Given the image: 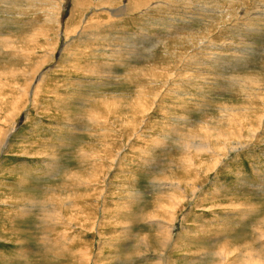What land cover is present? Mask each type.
<instances>
[{
    "label": "rangeland",
    "instance_id": "1",
    "mask_svg": "<svg viewBox=\"0 0 264 264\" xmlns=\"http://www.w3.org/2000/svg\"><path fill=\"white\" fill-rule=\"evenodd\" d=\"M262 231L264 0H0V264L258 262Z\"/></svg>",
    "mask_w": 264,
    "mask_h": 264
},
{
    "label": "bare ground",
    "instance_id": "2",
    "mask_svg": "<svg viewBox=\"0 0 264 264\" xmlns=\"http://www.w3.org/2000/svg\"><path fill=\"white\" fill-rule=\"evenodd\" d=\"M137 1V0H136ZM165 2V1H164ZM152 3V2H151ZM149 4V3H148ZM158 4V3H157ZM133 5H136V4H133ZM161 5V4H160ZM163 5V4H162ZM124 7V6H123ZM207 7V6H206ZM110 9V8H109ZM123 9V8H122ZM125 9V8H124ZM119 10V9H118ZM209 10V9H208ZM110 11H111V9H110ZM139 11V10H138ZM205 11V10H204ZM129 12V11H128ZM124 14H126V13H124ZM119 16V15H118ZM82 19V18H81ZM69 22V21H68ZM207 25V24H206ZM8 39V38H7ZM5 40V39H4ZM8 41V40H7ZM10 42V41H9ZM7 43V42H6ZM204 43V42H203ZM7 46V45H6ZM203 46V45H202ZM9 47V46H8ZM144 106V105H143ZM12 129V128H11ZM10 129V130H11ZM10 130H8V131H10ZM223 133V132H222ZM9 134L7 133V135H6V137L8 136ZM220 136L222 135V134H219ZM219 138V137H218ZM246 138V137H245ZM220 139V138H219ZM4 140H7L6 138L4 139ZM225 140V139H224ZM216 142H218V141H216ZM221 144V143H220ZM190 145V144H189ZM193 144H191V146H192ZM222 145V144H221ZM218 145V147H217V149L218 150H216V151H220V150H227L228 148H230V150L231 149H233L234 150V148H237V147H239V146H229V147H227L226 145ZM188 146V145H187ZM221 146V147H220ZM209 146L206 144V145H200V147H198V146H194V148H196V149H202V150H204V149H207ZM208 150V149H207ZM217 153H219V152H217ZM52 190H54V189H52ZM65 191H66V189H65ZM54 192H55V190H54ZM67 192V191H66ZM61 194H63V193H61ZM60 193H58V194H54V195H57V196H60L61 195ZM72 194H74V193H71V194H67L66 193V195L65 196H62L61 197V206L65 209V211H66V213L67 212H69L67 215V218H69V219H71V220H74L75 222H78V223H81V224H84L86 221H85V219H84V217L83 216H78V215H76V214H74L73 212H71V210L73 209V208H76V206H75V204L73 203L74 201V195H72ZM71 196H72V199H71ZM78 197H81L82 199H86V198H89L90 196L88 195V194H81V195H78ZM77 200V199H76ZM78 200H80V199H78ZM175 202V201H174ZM161 203V202H160ZM34 204V203H33ZM74 204V205H73ZM163 204V203H162ZM162 204H160V205H162ZM62 207H56V208H54L53 210H52V212H51V217H52V219L54 220V221H57V220H59V218H61V219H64V218H62V216H61V208ZM171 208V207H170ZM75 211V210H74ZM77 211V210H76ZM66 216V215H65ZM259 235V234H258ZM264 236V233H263V231L260 233V236H259V238H261V237H263ZM65 237V236H64ZM258 237V236H257ZM166 238V237H165ZM164 239V238H163ZM167 239V238H166ZM62 240V239H61ZM165 240V239H164ZM160 242V241H159ZM161 242H162V240H161ZM264 242V241H263ZM161 244V243H160ZM166 244V243H165ZM163 246V245H162ZM165 246V245H164ZM163 246V247H164ZM75 247H77V246H75ZM251 248V247H250ZM85 249V248H84ZM165 250V249H164ZM231 250V249H230ZM229 250V251H230ZM77 251L79 252V253H77ZM77 251H76V254H80V253H82L83 254V257H84V253H83V249H79V248H77ZM236 255H239L240 254V251L238 250V249H236ZM253 251H254V249H252V253H253ZM160 253V252H159ZM163 253V252H162ZM218 253V252H217ZM259 253V252H258ZM65 254V253H64ZM81 254V255H82ZM86 255H88L87 253H86ZM159 255V254H158ZM161 255V254H160ZM216 255V254H215ZM255 255H256V252H255ZM255 255H253L254 257H246V259L244 260V262H240L241 261V259L240 258H238L237 256H235L233 259H232V262H231V264H264V259L262 260V261H259V260H257L258 262H251L250 260H252L253 261V258H257V256H255ZM228 256V255H227ZM226 256V257H227ZM67 257V256H66ZM69 257V256H68ZM225 257V256H224ZM260 257V256H259ZM264 257V256H263ZM263 257H261V258H263ZM89 258V257H88ZM87 258V259H88ZM86 259V260H87ZM224 259V258H223ZM85 260V261H86ZM163 260V259H162ZM226 260V259H225ZM255 260V259H254ZM68 261V260H67ZM70 261V260H69ZM159 261V260H158ZM220 261H222V260H220ZM87 262H88V260H87ZM162 262V261H161ZM223 262V261H222ZM86 263V262H85ZM159 263H160V261H159ZM218 263H220V262H218ZM161 264V263H160Z\"/></svg>",
    "mask_w": 264,
    "mask_h": 264
}]
</instances>
